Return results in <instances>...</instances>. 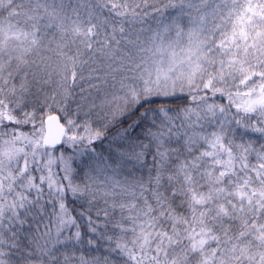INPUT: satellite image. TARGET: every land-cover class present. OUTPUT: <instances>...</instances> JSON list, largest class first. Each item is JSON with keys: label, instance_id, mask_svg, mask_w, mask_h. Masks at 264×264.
<instances>
[{"label": "snow or ice", "instance_id": "1", "mask_svg": "<svg viewBox=\"0 0 264 264\" xmlns=\"http://www.w3.org/2000/svg\"><path fill=\"white\" fill-rule=\"evenodd\" d=\"M0 264H264V0H0Z\"/></svg>", "mask_w": 264, "mask_h": 264}]
</instances>
